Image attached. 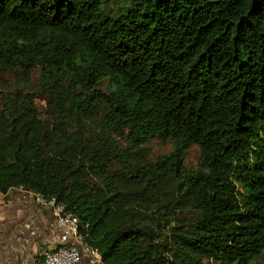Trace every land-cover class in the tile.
<instances>
[{"label": "trees", "instance_id": "trees-1", "mask_svg": "<svg viewBox=\"0 0 264 264\" xmlns=\"http://www.w3.org/2000/svg\"><path fill=\"white\" fill-rule=\"evenodd\" d=\"M118 5L0 0V74L22 87L0 110V192L56 198L105 264H259L264 0ZM37 67L41 98L23 90ZM151 138L173 149L150 161Z\"/></svg>", "mask_w": 264, "mask_h": 264}, {"label": "crops", "instance_id": "crops-1", "mask_svg": "<svg viewBox=\"0 0 264 264\" xmlns=\"http://www.w3.org/2000/svg\"><path fill=\"white\" fill-rule=\"evenodd\" d=\"M59 232L52 209L16 190L0 198V264H43L45 250L70 244L60 241ZM76 264H90L88 256Z\"/></svg>", "mask_w": 264, "mask_h": 264}, {"label": "built area", "instance_id": "built-area-1", "mask_svg": "<svg viewBox=\"0 0 264 264\" xmlns=\"http://www.w3.org/2000/svg\"><path fill=\"white\" fill-rule=\"evenodd\" d=\"M20 193L22 199L32 200L38 204L52 209L56 215V224L59 227L60 241H70V246L61 245L56 248L47 249L43 252V264H76L85 255L88 256L90 264H105L97 251L89 247L79 233V220L71 213L64 212L65 206L59 203L56 198H45L42 194L32 189L19 186L11 189ZM6 193L0 192V198Z\"/></svg>", "mask_w": 264, "mask_h": 264}, {"label": "rangeland", "instance_id": "rangeland-1", "mask_svg": "<svg viewBox=\"0 0 264 264\" xmlns=\"http://www.w3.org/2000/svg\"><path fill=\"white\" fill-rule=\"evenodd\" d=\"M107 10L112 11L113 13L119 12L120 8L118 1L120 0H104ZM21 65V64H20ZM41 69L39 67L33 69L30 76L29 85L26 88H23L25 92H30L31 95L42 97V89L40 85ZM18 77L14 74H0V110H2L6 104L4 103V97L8 95H14L19 88H22L19 84ZM43 104V102H42ZM96 129V124H93L91 127L90 134L94 135V130ZM116 139V138H115ZM119 150L126 151L128 149H133L131 141L128 137L117 138L116 141ZM141 148L145 149L147 154L146 157L150 161H156L159 157L166 155L171 152L173 149V143L171 141L163 142L157 138H151L147 142L141 145ZM134 153H140V150H136V147L133 149ZM200 147L198 145H193L190 147L184 156V164L187 168H196L200 160ZM181 217L187 219H192L194 215L188 211L179 212ZM259 264H264V254L257 258ZM204 264H218L215 262H205Z\"/></svg>", "mask_w": 264, "mask_h": 264}, {"label": "water", "instance_id": "water-1", "mask_svg": "<svg viewBox=\"0 0 264 264\" xmlns=\"http://www.w3.org/2000/svg\"><path fill=\"white\" fill-rule=\"evenodd\" d=\"M67 246H70V244H68Z\"/></svg>", "mask_w": 264, "mask_h": 264}]
</instances>
